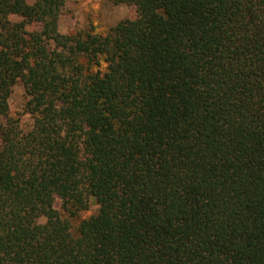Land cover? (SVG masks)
<instances>
[{
    "label": "trees",
    "instance_id": "1",
    "mask_svg": "<svg viewBox=\"0 0 264 264\" xmlns=\"http://www.w3.org/2000/svg\"><path fill=\"white\" fill-rule=\"evenodd\" d=\"M109 1L0 0V264H264V0Z\"/></svg>",
    "mask_w": 264,
    "mask_h": 264
},
{
    "label": "rangeland",
    "instance_id": "2",
    "mask_svg": "<svg viewBox=\"0 0 264 264\" xmlns=\"http://www.w3.org/2000/svg\"><path fill=\"white\" fill-rule=\"evenodd\" d=\"M135 16L136 11L133 6L115 4L109 0H66L58 27L61 34L93 29L94 32L105 35L117 23L133 19ZM25 102L24 88L18 82L13 87L8 100L9 114L18 120L22 130L27 131L32 126V119L25 112ZM54 207L62 214L58 201L55 202ZM95 213L96 206L92 200H89L88 210L71 220L73 228L75 229L82 220Z\"/></svg>",
    "mask_w": 264,
    "mask_h": 264
}]
</instances>
